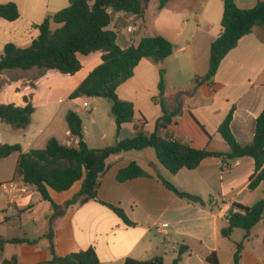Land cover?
Instances as JSON below:
<instances>
[{
	"label": "crops",
	"instance_id": "obj_1",
	"mask_svg": "<svg viewBox=\"0 0 264 264\" xmlns=\"http://www.w3.org/2000/svg\"><path fill=\"white\" fill-rule=\"evenodd\" d=\"M233 1L237 7L246 9L262 0ZM7 2L16 4L19 17L11 22L0 18V57L6 43L28 47L39 34L36 25L46 16L69 5L68 0H0V3ZM222 13L223 0H169L161 8L159 0H149L142 16L111 13L107 29L115 32L119 47L135 46L142 37L159 35L172 44L173 52L160 63L142 59L134 67L132 76L117 87L119 99L132 103L135 110L132 121L123 124L118 134L112 115L107 120L96 116L86 122L83 119L82 114L86 110L82 104H89L91 110L88 113H91L96 109L99 97L92 98L90 102L83 100L85 97L72 99L80 101L76 103L77 109L72 110L82 119L87 146L102 148L137 133L150 135L156 131L160 136L194 148L224 154L229 152V146L218 132V126L230 111L234 138L241 145L250 143L255 120L264 108V28L254 27L251 33L241 37L222 59L213 78L196 84V79L207 73L210 46L221 32ZM130 26L134 27L132 32L127 31ZM50 28L55 29L52 25ZM78 59L82 69L71 76L61 75L56 81L59 85H71L67 89V99L101 63V54H79ZM161 70L165 85L162 97L168 105L176 92L193 91L184 100L181 114L166 127L157 126L162 116L156 100ZM33 71L38 70H6L0 75V92L13 89L17 95L20 103L13 104L23 106V97L32 96L35 110L31 122L26 128L17 129L23 133V138H27V142H17L22 152L37 148L35 144L41 134L49 131L57 116L52 110L60 94L57 87L45 91L41 103L46 110L45 124L37 136L34 132L35 137L32 138L29 129L40 104L39 80L52 72L47 71L37 81L36 89H32ZM8 75L16 77L9 79ZM65 114V139L55 135L54 138L75 147L78 139L70 135ZM10 157L14 159L15 168L3 173L0 170V238L25 239L27 242L4 243L0 248V264H45L52 257L46 237L52 205L42 199L34 187L21 183L15 175L18 153L2 160ZM131 162L145 174L119 181L118 172ZM106 164L99 177L97 198L121 209L132 224H126L112 209L98 201L70 206L52 221L56 256L92 248L101 264H123L127 258L148 260L159 256L164 264H170L179 247L184 246L186 249L179 264H209L205 256L212 252L218 264H232L236 244L241 242L239 264H264V212L261 221L246 238L241 228L233 229L229 237L220 232L228 224L226 217L232 204L251 206L263 193V183L255 189L248 187L249 177L254 171L251 157H207L196 168L181 169L175 175L159 164L152 148L120 152L110 156ZM161 178L181 191L199 196L204 205L179 198L163 184ZM80 185V181L75 182L63 192L48 188V194L53 203L62 205L78 192ZM259 224L262 228L255 231ZM235 235L239 237L235 238Z\"/></svg>",
	"mask_w": 264,
	"mask_h": 264
},
{
	"label": "trees",
	"instance_id": "obj_2",
	"mask_svg": "<svg viewBox=\"0 0 264 264\" xmlns=\"http://www.w3.org/2000/svg\"><path fill=\"white\" fill-rule=\"evenodd\" d=\"M69 5L58 12L48 15L36 25L39 34L32 43L25 48L6 43L0 57V75L6 70L28 71L33 68L39 70L38 80L47 71L64 76H71L82 69L78 55H88L100 52L101 63L96 66L87 77L69 94L68 99L80 97L106 98L110 101V113L114 118L116 134L121 126L132 121L135 110L132 103L119 99L117 87L130 78L134 67L144 58L160 63L173 52L172 44L162 36L142 37L137 45L121 48L116 42L115 32L108 30L111 13H130L138 16L144 14L149 0H68ZM169 0H159V8ZM19 11L15 3H0V18L15 21ZM58 27L51 30V24ZM221 32L211 43L209 66L203 77L196 79V84L210 81L215 75L219 64L225 55L233 49L239 39L251 33L254 27L264 28V0L254 6L241 9L233 0H223L221 18ZM163 71H160L158 83L159 103L162 116L157 121L158 127H166L174 117L182 111L184 100L193 91H179L172 95L168 105L162 97L164 92ZM36 89V84L31 86ZM23 106L13 103L0 102V121L13 129H24L31 122L34 112L31 94L23 97ZM232 111L219 124L218 132L229 146L228 153H211L197 149L189 144L171 140L160 136L156 131L150 135L137 133L131 138L116 140L112 145L102 148H89L84 141L82 119L73 110L65 114V122L72 137L78 139L77 145L69 146L50 138L45 147L31 148L22 152L18 143L1 144L0 160L18 153L15 175L25 186H32L52 205L49 218V231L46 234L52 254L45 264H101L96 252L92 248L81 250L60 257L53 251L52 221L64 211L74 205L86 203L90 200L98 201L112 209L126 224L132 223L125 213L114 206L101 202L97 198V188L100 175L106 169V161L120 152L152 148L160 165L170 174L175 175L181 169L192 170L199 163L212 156L224 155L228 159L248 156L254 161V171L249 177V189H255L260 183L264 184V108L255 120L254 134L250 143L239 144L234 138L230 123ZM145 174L139 166L131 162L117 174L119 181ZM81 182L80 189L62 205L53 203L48 194V188L56 192L68 190L73 183ZM163 184L179 198L191 203L204 205L197 196L174 187L169 181L161 178ZM2 183L0 182V185ZM264 212V189L261 197L251 206L232 204L227 213V226L220 230L221 235L229 237L233 229L241 228L246 238L250 230L261 221ZM27 242L25 239L5 240L0 238V248L6 243ZM264 243V239H263ZM185 247H179L177 256L170 264H179ZM242 243L236 244L232 264H239ZM209 264H218L214 252L205 256ZM123 264H164L162 257L148 260L127 258Z\"/></svg>",
	"mask_w": 264,
	"mask_h": 264
},
{
	"label": "rangeland",
	"instance_id": "obj_3",
	"mask_svg": "<svg viewBox=\"0 0 264 264\" xmlns=\"http://www.w3.org/2000/svg\"><path fill=\"white\" fill-rule=\"evenodd\" d=\"M51 25L55 29L58 27V25H56L54 23H52ZM81 56H83V55H81ZM31 76L32 77H31L30 87L32 85L38 83L39 81H41L40 82L41 92H40V95L38 97L40 99V100L38 99L40 101V104H39L40 106L37 105V111H36L35 115L32 117L33 121H32V125L30 127L31 129H29V132L32 133V138L35 137L34 132L36 133V136H37L39 133V129L41 127H43V125L45 124L46 110L44 107H42V104H41L44 101L43 96L45 94V91L52 88V87H54V88L57 87V89L60 90V94L56 98L57 104L53 107V110H52V111H56L57 116L55 117L53 124L49 128V131H45V133L41 134L39 141L37 142V144H35L37 148H43V147H45L49 137L54 138L55 136H57V137H60L61 140L65 139L64 130H63V126L65 125V123L63 120V115H64V113H67V111H69V110L77 109L76 103L80 102V101L75 102L73 100L66 98V95H67L66 93H69V92H67L68 91L67 89L71 85L70 84L59 85L56 81L58 79H60V77H61L60 74H57L55 72H49L48 76H44L45 78H43L42 80L40 79L39 81H38V77L40 76L39 70L33 71ZM15 77H16L15 75H10V76L8 75L9 79H14ZM64 91H66L65 94H64ZM64 97H65V102H63ZM83 100H85L86 102H90L92 100V98L90 99V98L85 97V98H83ZM98 100H99L98 101L99 103L93 112L88 113V111H85L82 114V117H83V119H85V122L87 119H89L92 116L104 118L106 120L111 118V113H110L111 103H110V101L106 98H99ZM2 101L3 102H9V103H12V102L20 103V102H18L19 100H18L17 95L13 89H8L6 92H4V91L0 92V102L3 103ZM54 129H56V130L54 132H52L51 130H54ZM51 133H54V134L52 136L48 137L47 135H50ZM22 134L23 133H21L20 131L13 129L8 124L0 121V145L1 144H13V143H17V142H27V138H23ZM14 168H15V163H14L13 157H10L6 161H3V160L0 161V170L2 173H3V171L13 170ZM261 228L262 227L259 224L255 227V231H258ZM239 232H242V231L239 229ZM237 237H239V236L235 235V238H237Z\"/></svg>",
	"mask_w": 264,
	"mask_h": 264
},
{
	"label": "built area",
	"instance_id": "obj_4",
	"mask_svg": "<svg viewBox=\"0 0 264 264\" xmlns=\"http://www.w3.org/2000/svg\"><path fill=\"white\" fill-rule=\"evenodd\" d=\"M134 30V27L133 26H130L127 28V31L129 32H132ZM82 108L85 109L86 111H90L91 110V106L87 103H83L82 104ZM162 226H165V225H162Z\"/></svg>",
	"mask_w": 264,
	"mask_h": 264
}]
</instances>
